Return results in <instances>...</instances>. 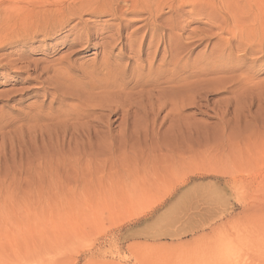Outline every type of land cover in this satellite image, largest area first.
Segmentation results:
<instances>
[{"label": "rangeland", "instance_id": "rangeland-1", "mask_svg": "<svg viewBox=\"0 0 264 264\" xmlns=\"http://www.w3.org/2000/svg\"><path fill=\"white\" fill-rule=\"evenodd\" d=\"M6 1L10 0H0L4 4ZM30 1L34 2L33 6L25 8L20 16L10 3L0 10V18L7 27L3 30L7 31L13 23L25 18L43 23L41 17L45 16L41 23L45 28H39L45 35L38 30L36 39L28 37L24 42L0 47L3 64L18 66L0 68V112L17 114L41 106L45 112L57 111L59 103L51 102L56 98L53 94L59 95L55 91L70 92L76 99L72 104L76 105L77 98L84 97L80 99L88 100L85 102L95 108H89L92 113L87 115H83L85 106L80 108L83 115L80 124L90 118L94 122L86 127L88 130L83 123L81 130L96 131L100 135L97 140L95 136V149L85 157L87 149H83L80 142L75 141L72 147L60 145L56 134H64L65 129L48 128L49 120L45 115L30 120L34 124L21 120H15L16 123L12 119L14 123L0 127L3 131L0 130V264H264V0H239L238 23L235 26L228 23L225 30L212 27L223 21L212 17L208 24L207 19L190 11V3L186 4L185 13L175 17L179 28L175 29L178 33L172 47L175 60L181 63L178 68L188 66L192 71H199L203 64L209 67L215 60L218 63L216 52L235 35L237 38L231 40L230 49L224 51L233 60L225 62L235 63L234 72L230 74L239 76L249 71L253 82L235 95L231 86L239 89L242 85L236 87L224 80L219 83L220 79L215 81L219 76L204 74L195 79H207L203 85L197 87L193 83L195 87L187 89L190 93L178 96L191 107L186 106L181 113L175 110L171 116L168 111L162 112L156 127L145 125L142 114H133L130 106L140 105L152 113L166 97L160 96L157 102L158 96L148 101L146 98L129 99L128 95L133 93L131 79L136 76L137 60L144 65L142 74L148 79L150 66L157 74L161 72L159 66L163 60L154 51L164 53L168 37L163 36L164 41L156 44L148 55L138 56L140 48L147 50L151 38V34L146 35L147 28L141 29L133 36L138 42L133 47L135 50L120 54L121 45L111 48L113 39L120 34L126 42L135 29L146 24L144 20L120 32L125 24L120 17L125 12L122 1ZM87 6L91 9H85ZM60 9L67 17L89 10L82 12V21L76 18L66 25H53L48 18ZM219 15L233 21L229 10ZM75 24H78L77 29L91 26L105 41L100 37L91 41L83 37L82 41H76V31H69ZM160 32L164 34L165 27ZM142 40L145 45L141 47ZM82 43L85 45L80 48ZM25 63L30 64L25 66ZM27 67L33 70L30 75L35 78L31 85L23 83L28 75L22 71ZM38 72L42 75L40 78ZM230 74L219 75L232 77ZM54 76L57 81L65 77L61 79L62 87ZM225 84L227 89L217 92ZM27 86H36L31 93L40 94L42 98L27 99L18 105L10 103L15 111L4 107L7 96L21 99L23 88H29ZM44 87L48 89V97H44ZM125 87H128L126 91ZM10 90H20L22 94L17 92V97L13 91L10 96ZM118 91L124 95L118 96ZM199 92H205L204 99L198 96ZM5 93H8L6 98ZM155 100L156 108L151 107ZM228 111L231 118L228 121L233 124H228L230 131H225L226 136L231 133L240 137L235 135L236 139L229 141L232 143L224 144L226 140L220 143L221 130L215 125L220 126L221 119H227L224 115ZM241 114L249 116V121ZM178 115H195L187 121L190 125L185 127L187 131L179 128ZM235 116L250 124L236 121L240 123L237 128L231 122L235 121ZM107 122L111 125L108 136L102 126ZM38 123L48 128H42L47 130L41 133L43 135H39ZM25 124L29 125L25 127ZM29 126L33 130L29 132L35 134L28 132ZM49 129L56 133L58 140L50 136ZM212 134L219 135L220 141L205 140ZM44 135L42 140L40 136ZM48 136L54 137L53 142ZM48 138L55 146L47 143Z\"/></svg>", "mask_w": 264, "mask_h": 264}, {"label": "bare ground", "instance_id": "bare-ground-1", "mask_svg": "<svg viewBox=\"0 0 264 264\" xmlns=\"http://www.w3.org/2000/svg\"><path fill=\"white\" fill-rule=\"evenodd\" d=\"M119 1H122V3L123 4H125V12L123 13V14H121V21L122 22H124L125 24H124V26L122 27V28H120L119 29V31L120 32H124V31H127L128 29H130L134 24H136V23H141V22H143L144 20L146 21V24L145 25H143V26H140V27H138L137 29H135L130 35H129V37L128 38H126L127 39V41L126 42H123L124 41V38L120 35V34H118L117 36V38L116 39H113V41L111 42V43H113V47H111L112 49L114 48H117L118 46H120L121 45V47H120V54H123L125 51H134L135 49L133 48L134 47V45L135 44H137L138 42L133 38V36H134V34H136V33H138L141 29H144V28H147L148 29V34H146V35H149V34H151V38H150V41H149V43H147V50H143V48L141 49L140 48V51L138 52V56H142V55H145V54H147L148 55V52L151 50V49H154L155 48V45L156 44H160L161 42H163L164 40H163V36H167L168 37V41L166 42L167 43V47H166V50H165V52L164 53H162L161 55H160V51H154V54L156 53L157 55H159L160 56V59H162L163 60V63L159 66V68L161 69V72L159 73V74H157L156 73V71L154 70V69H152L151 68V66H150V71H151V76H150V79H148L144 74H142V70H143V68H144V65H142V63L140 62V60H137V68L135 69L134 68V74L136 73V76L134 77V78H132L131 80V83H133V85H134V89H131V91L133 92V93H130L128 96H130L131 98H129L128 96H126V97H128L129 99H136V100H141V99H149L148 101H150V99H154V97L155 96H158V99H156V100H158L157 102H159V98H160V96H162V95H164L165 97H166V99H164V101L162 102V103H159L158 105H157V109H153L154 111H152V113H150V111L148 110V109H146V108H142L140 105H132V106H130V110L132 111V113L133 114H138V115H140V114H142V116H143V118L145 119L143 122H145V125H147V124H150V125H153L154 127H156L155 126V124L157 123V120L159 119V117H160V114L162 113V112H165V111H168V115H172V113L173 112H175V110H178V112H182V110L183 109H185V108H187L186 106H188V104H187V102L186 101H183V99L182 100H180V98L178 97V96H185V94L188 92V90H189V88L188 87H195L194 86V84L198 87L199 85L198 84H200V86H201V84L203 83V82H206V80L207 79H205V80H195V79H197L198 77H201L202 75H204V74H212V76L214 75L215 77L216 76H219V77H217V78H215V81H216V79H220L218 82L219 83H223V80H224V82L225 83H227V84H229V83H232V84H235V86L237 87L239 84L240 85H242V86H240L239 87V89H235L234 87H232L231 85V89H232V91L231 92H233V93H235V92H237V91H239V90H241L242 88H243V86H247V85H251V83L253 82L252 81V78L250 77L251 75H249V71H245V72H243L242 74H240L239 76H233L232 74H230V73H233L234 72V68H235V66H234V64H231V65H229V64H227L225 61L226 60H229V59H232V58H230V55L229 56H227V54L224 52L225 51V48L226 49H230V47H229V45H230V43H231V40L234 38L235 39V35L232 37V39H230V42L228 41L227 43H226V46L224 47V48H220L217 52H216V55L218 56V60H217V62L218 63H216V60H215V63L212 65L211 64V66H209V67H205V65L203 64V66L204 67H202V66H199V67H201L202 69H200L199 71H196V70H193L192 71V69L191 68H189L188 66V68H189V70H188V68L187 67H185V68H178V67H180V66H178L179 64H181L180 62H177L176 60H175V51H174V49H173V47H172V42H173V40H174V38H177V30H175L176 28H179V24H178V21L177 22H175V17L177 16V15H180V16H182V14H184L185 13V9H186V7H187V3H190V5H191V10L190 11H195L198 15L197 16H199V17H202L203 19H207L208 21H209V23L208 24H210V21H211V18L213 17V18H217L218 20H221V21H223L222 23H220V24H213L212 25V27L213 26H219V28L221 29V30H225L227 27H228V23H232L234 26L238 23V20H239V14H238V6H239V0H119ZM9 3L11 4V7H12V9L14 8V9H16V10H18L17 11V16H20L21 15V13H22V11L25 9V8H27V7H29V6H33V4H34V2H31L30 0H10V1H6V3L4 4V3H2V2H0V10H2L3 9V7L7 4L8 6H9ZM86 8H90L91 9V7H89V6H87V7H85V9ZM194 8H196V9H194ZM28 9V8H27ZM165 9L166 10H168V12L166 13L165 12ZM87 10H89V9H87ZM86 10V11H87ZM227 10H229V16H230V18L233 20V21H228V19L225 17V16H222V15H219V14H223V11H227ZM82 11V10H81ZM86 11H82V12H86ZM82 12H78V13H75V14H72L70 17H67L65 14H63L64 12H62L61 11V9L60 10H58V12L57 13H55V14H53V15H51L48 19L49 20H52L50 23H52L53 25H58V26H61V25H66V22L67 23H69V22H72L73 20H75L76 18H79V20L80 21H82ZM90 13V12H89ZM92 13H94V12H92ZM91 13V14H92ZM1 14L2 13H0V16H1ZM166 14H169V16H165ZM44 15V14H43ZM74 17V18H73ZM128 17H129V19H128ZM165 17V18H164ZM41 18H43L44 20H45V16H42ZM40 19V18H39ZM42 19V20H43ZM123 19V20H122ZM163 19H165L164 21H163ZM44 20H43V23H44ZM36 21H37V19H33V20H31V19H28L27 20V18H25V19H23V20H21V21H17V22H15V23H13V25L12 26H10L9 28H8V31L7 30H3V29H5V28H7V27H4V24H3V22H2V20H1V18H0V47H3V46H8V45H10V44H12L13 45V43H15V42H24V40L25 39H27L28 37L30 38H35L36 39V37H35V35L36 34H38V30H40L39 28H45V26H42V21H38L37 23H36ZM42 23V24H41ZM40 24H41V26H40ZM79 24V23H78ZM78 24H75V25H73V26H71L70 27V29H69V31L70 32H74V31H76V37H75V40L76 41H82L81 39L83 38V37H85L86 38V40H94V39H99V37H100V35H102L98 30H96V29H93L91 26H89V25H86L85 27H84V29H77L78 28ZM45 25V24H44ZM162 27H165V30H166V32H164V34H162L161 32H160V30H162ZM47 29V28H46ZM93 31V32H92ZM40 33H43L44 35H45V31H43V30H40L39 31ZM54 33V32H53ZM119 33V32H118ZM74 34V33H73ZM39 35V34H38ZM37 35V36H38ZM116 36V35H115ZM30 38V39H31ZM111 38V37H110ZM113 38V37H112ZM237 38V37H236ZM34 39V40H35ZM100 39H103V38H101L100 37ZM33 40V39H32ZM104 40V39H103ZM26 41V40H25ZM105 41V40H104ZM110 41V40H109ZM106 42H107V40H106ZM135 42H137V43H135ZM145 41L144 40H142L141 41V47L142 46H144L145 44ZM72 44V43H71ZM105 44V43H104ZM232 44V43H231ZM83 45H85L84 43H82V44H79V46H80V48L81 47H83ZM106 45V44H105ZM104 45V46H105ZM108 45V44H107ZM239 45H240V43H239ZM110 46V45H109ZM232 46V45H231ZM106 47V46H105ZM239 47H241V46H239ZM71 48V47H70ZM85 48V47H84ZM108 48V47H107ZM79 49V48H78ZM134 49V50H133ZM82 50V49H81ZM158 50V49H157ZM79 51H80V49H79ZM78 51V52H79ZM152 52V51H151ZM19 54V53H18ZM151 54V53H150ZM247 54V53H246ZM245 54V55H246ZM7 56V55H6ZM216 56V57H217ZM4 58V57H3ZM18 58V57H17ZM0 59H2V58H0ZM5 59V58H4ZM213 59V58H212ZM105 61L107 60L106 58L104 59ZM108 60H110V59H108ZM208 60V59H207ZM233 60V59H232ZM20 61V60H19ZM212 61V60H211ZM210 61V62H211ZM4 62V61H3ZM3 62L0 60V68L2 67L3 69H4V65H6L7 67H9V66H11L12 65V69H14V68H16V67H18V66H13V64H11V65H9L6 61V63L5 64H3ZM12 62H14V61H9V63H12ZM24 62V61H23ZM106 62H108V61H106ZM14 63H16V61L14 62ZM18 63V62H17ZM111 62L109 61V64H110ZM19 64V63H18ZM28 64H30V63H28ZM27 64V65H28ZM103 64H105L104 62H103ZM108 64V63H107ZM25 66H27L26 65V63L24 64ZM106 65V64H105ZM121 65V64H120ZM186 64H184V66H185ZM29 66V65H28ZM110 66V65H109ZM109 66H107L109 69H110V67ZM107 67H105L106 69H107ZM117 67L119 68V70H120V68L121 67H119L118 66V64H117ZM6 68V67H5ZM36 68V67H35ZM8 69V68H7ZM21 69V68H20ZM124 69V68H123ZM32 69L31 68H29V67H27V68H25V70H23L22 72L23 73H25V74H27L28 76L26 77V78H24V82L23 83H25V84H27V85H31V82L32 81H34V79L35 78H32L31 77V73H30V71H31ZM37 70V69H36ZM46 70V69H45ZM114 70H115V68H114ZM126 70V69H125ZM15 71V70H14ZM33 71V70H32ZM47 71V70H46ZM51 71V70H50ZM121 71V70H120ZM149 71V72H150ZM20 72V71H19ZM41 72V71H40ZM40 72H38V73H40ZM49 72V71H48ZM47 72V73H48ZM44 73V72H43ZM42 73V74H43ZM46 73V72H45ZM114 73V72H113ZM184 73H189V75L188 76H186V77H183L182 75L184 74ZM222 73H225L226 75H228V74H230V75H232V77L231 76H228V77H222L221 75H222ZM56 74V73H55ZM65 74V73H64ZM219 74H221V75H219ZM35 75H38V74H35ZM193 75V76H192ZM40 76H42L41 75V73L39 74V78H40ZM57 76V75H56ZM67 76V75H66ZM117 76V75H116ZM206 76V75H205ZM221 76V77H220ZM60 77V76H59ZM64 76H62V78H63ZM48 78V77H47ZM54 78V80L56 79V77L54 76L53 77ZM52 78V79H53ZM58 78V77H57ZM62 78H58V81H60V83L57 81V79H56V83H59L60 85H61V83H62V81H63V79ZM65 78V77H64ZM36 79H38V78H36ZM50 79V78H49ZM48 79V80H49ZM52 79H50V80H52ZM61 79H62V81H61ZM213 79V78H212ZM40 80V79H39ZM214 80V79H213ZM213 80H210L211 81V83H212V81ZM37 81V80H36ZM222 81V82H221ZM22 81H18V83H21ZM44 82V81H43ZM51 82H53V81H51ZM16 83V82H15ZM46 83H48V81L46 82ZM194 83V84H193ZM208 83V82H207ZM210 83V82H209ZM216 83V82H215ZM41 84V83H40ZM49 84H52V83H50L49 82ZM126 84V83H125ZM214 84V83H213ZM43 85V84H42ZM63 85V84H62ZM62 85L60 86V87H62ZM130 85V84H129ZM203 85V84H202ZM254 85V84H253ZM47 86V85H46ZM51 86V85H50ZM69 86V85H68ZM132 86V85H131ZM162 86H164L163 88H162ZM226 86V84L224 85V87H222V88H218L217 89V92H220L221 90L223 91V90H226L227 89V87H225ZM27 87H29V86H27ZM34 87V86H33ZM38 87V86H37ZM55 87H56V85H55ZM55 87H53V88H55ZM124 87V86H123ZM196 87V88H197ZM252 87V86H251ZM69 88H70V86H69ZM121 88H122V86H121ZM126 88H128V87H125V91H126ZM132 88V87H131ZM148 88H150V89H148ZM192 88H190V89H192ZM195 88V89H196ZM230 88V87H229ZM254 88V87H253ZM20 89H22V88H20ZM34 89H37L36 88V86H35V88H32V86L31 87H29V88H23V90H24V92H23V95H21L22 96V98L21 99H17L15 96L13 97L12 95V93H13V91H16V90H10L11 92H10V96H12V98L10 97V98H8V96H7V94L5 95V98H6V96H7V101H6V105L4 106V107H8L9 109H12L13 111H15V108H14V106H10L9 104L10 103H12V104H20V103H22L24 100H27V99H34V98H42L41 97V95L40 94H32L31 92L32 91H34ZM38 89H41V88H38ZM44 89H45V95H44V97H48V89L47 88H45L44 87ZM188 89V90H187ZM121 90V89H120ZM124 90H123V92H124ZM42 91V90H41ZM198 91V90H197ZM213 92H215L216 93V89H215V91H214V89L212 90ZM221 91V92H222ZM248 91H249V89H248ZM17 92H20V90H18V91H16V96H17ZM55 92H57L59 95H55V94H53L54 96H56V98L54 97V100L52 99L51 100V102H56V103H59V105H60V107H59V109L57 110V111H48V112H45V110L43 109V108H41L40 107V104H39V107L40 108H38V107H36V110H33V109H29L28 110V112H26V111H20V112H18L17 114H14V112H8V114H6V113H4V114H2L4 111L3 110H1V112H0V116H2V117H0V127L1 126H3V125H6V124H12V123H14L13 121H15V120H21V121H24L23 123H25L26 121H28V122H30V120H32L33 118H36L37 119V117H40L41 115H45V117L49 120V126H48V128L50 127V129L51 128H53V129H56L57 128V130H58V128H60V129H62L63 127H64V134H56V133H54L53 134V132H52V130H50L51 132H52V135H50L48 132H46V134L47 135H50L51 137L54 135L55 136V134L57 135V138H58V136H59V139H60V145H62V146H71V144H73L75 141H76V143L77 142H80L81 143V145L83 146L82 148L84 149V148H86L87 149V152H85L84 153V156L85 155H88V154H90V153H92L91 151L93 150V149H95L94 147H93V145H94V139H95V136H97L96 137V140L98 139V137H99V135H100V133H96V131H92L93 133H91V130H89V132L87 133L86 131V133L84 132V131H82L81 130V128H83L84 126H82L83 125V123H85V122H83V123H81L80 124V120L82 119L81 117L83 116V115H87V114H90V109L89 108H91L92 107V105L90 104V103H86L85 102V100L86 99H80V98H84V97H80V98H77V96H76V98L77 99H79V102H77L76 101V105L75 104H72V100H76L75 99V96H71L69 93H61L59 90H56ZM119 92V93H118ZM117 92V94H118V96L120 95V97H121V94L122 95H124V93H120V91H118ZM128 92H129V89H128ZM127 92V93H128ZM209 92V91H208ZM207 92V93H208ZM21 93V92H20ZM73 93V92H72ZM75 93V92H74ZM127 93H125V95L127 94ZM188 93H190V92H188ZM195 93V92H194ZM205 92H199V94H198V96L201 98V99H204V98H202L203 97V95L204 96H206V94H204ZM22 94V93H21ZM79 95V94H78ZM190 94H188L187 96H189ZM195 95V94H194ZM233 95V94H232ZM235 95H236V93H235ZM234 95V96H235ZM1 96V95H0ZM186 96V97H187ZM195 96H197V95H195ZM233 96V97H234ZM4 97V96H3ZM18 97V96H17ZM43 97V98H44ZM188 98H190V96L188 97ZM187 98V99H188ZM198 98V97H197ZM209 98V97H208ZM193 99L194 98H191V102H193ZM200 99V100H201ZM225 99V101H227V100H229V99H226V98H224ZM231 99H232V97H231ZM4 100H6V99H4ZM44 100H46V99H44ZM156 100H155V103L151 106V107H154L155 106V108H156ZM189 100V99H188ZM198 100H199V98H198ZM47 101V100H46ZM86 101H88V100H86ZM147 101V102H148ZM152 101V100H151ZM180 101H183V102H180ZM235 101V100H234ZM45 102V101H44ZM126 102V101H125ZM124 102V103H125ZM129 102H132V101H129ZM195 102V101H194ZM193 102V103H194ZM224 102V101H223ZM229 102V101H228ZM227 102V103H228ZM37 103V102H36ZM41 103V102H40ZM80 103V104H79ZM135 103V102H134ZM150 103V102H149ZM233 103H235V102H233ZM54 104V103H53ZM85 104V105H84ZM93 104V103H92ZM126 104V103H125ZM129 104V103H128ZM133 104V103H132ZM135 104H137V103H135ZM195 104V103H194ZM91 105V106H90ZM95 106H96V104H94ZM151 105V104H150ZM31 106H33V105H31ZM30 106V107H31ZM76 106V107H75ZM85 106V111L83 112L84 114L83 115H81V110H80V108L82 109L83 107ZM197 106V105H196ZM227 106V105H226ZM4 107H2L1 109H4ZM29 106H28V108H30ZM50 107V106H49ZM51 107H52V105H51ZM188 107H191V105H189ZM192 107H193V105H192ZM32 108V107H31ZM86 108L87 109H89V110H86ZM93 108H94V106H93ZM93 108H91V109H93ZM233 108V107H232ZM152 109V108H151ZM50 110V109H49ZM94 110H95V108H94ZM123 110V109H122ZM126 111V110H125ZM128 111V110H127ZM223 111H225V109L223 110ZM251 111V110H250ZM55 113V114H54ZM58 113V114H57ZM92 113V112H91ZM130 113V112H129ZM140 113V114H139ZM2 114V115H1ZM174 114V113H173ZM228 114H229V111H228V113H226L224 116H226L227 115V119H221V121H222V124H220V126L218 127L217 126V124L215 125L217 128H219L220 130H221V138L222 139H220V138H217V137H219V135L218 136H215V135H213V136H208V137H206L205 138V140H207L208 142H209V140L210 141H213V140H221V142L220 143H222V141H224V140H226V141H224L223 143L224 144H226L225 142H229L230 140H232V139H236L234 136L236 135L235 134V132H236V130L234 129V125H232V127L231 128H233L234 130L232 131V133L234 132V134L235 135H230L231 133L229 132L230 130V128L228 129V126L229 125H231V124H233V123H230V121H228V119L230 118V116L228 117ZM221 115V114H220ZM220 115H219V117H220ZM231 115V114H230ZM241 115H243V114H241ZM166 116H167V114H166ZM195 116V115H194ZM194 116H179L178 115V121L180 120V127L179 128H181V129H185V127H187L188 128V126H190L189 125V123L187 122V121H191V119H193L194 118ZM223 116V115H222ZM232 116H234V115H232ZM231 116V117H232ZM245 115H243V118H248V117H244ZM87 117V116H86ZM241 117V116H240ZM239 116H238V118H240ZM50 118V119H49ZM84 118V117H83ZM93 118V117H92ZM180 118V119H179ZM221 118V117H220ZM223 118V117H222ZM225 118V117H224ZM233 118V117H232ZM235 121H231V122H234L235 124H236V121H240V120H242L241 118H240V120H237V117L235 116ZM250 118V117H249ZM249 118L247 119L248 121H249ZM12 119H13V121H12ZM45 119V118H44ZM87 119V118H86ZM91 119V118H90ZM90 119H87V120H89V121H86L87 123H85V129H86V127L89 125H91V124H94V122H93V120L92 121H90ZM177 119H175V120H177ZM231 119V118H230ZM246 119H243L242 121L243 122H245L244 124H246V122H248V121H244V120H246ZM46 120V119H45ZM143 120V119H142ZM165 120V119H164ZM227 120V121H226ZM36 121V120H35ZM47 121V120H46ZM161 121V120H160ZM220 121V120H219ZM16 122V121H15ZM34 122V121H33ZM37 122H39V121H37ZM42 122V121H41ZM45 122V121H44ZM82 122V121H81ZM162 122V125H163V120L161 121ZM176 122V121H175ZM237 122V123H238ZM241 122V121H240ZM17 123V122H16ZM31 124H34V123H32V122H30ZM36 123V122H35ZM43 123V122H42ZM174 123V122H173ZM188 123V124H187ZM220 123V122H219ZM218 123V124H219ZM230 123V124H229ZM249 123V122H248ZM247 123V124H248ZM21 124V123H20ZM159 124V123H158ZM229 124V125H228ZM240 124V123H239ZM239 124H236V127L238 128V126H239ZM250 124V123H249ZM14 125V124H13ZM26 125H29V124H25V127H26ZM36 125H37V123H36ZM38 125H39V127H38V130H39V128L41 127L40 125V123H38ZM46 125V124H45ZM211 125V124H210ZM210 125H208V127L210 126ZM11 126V125H10ZM9 126V127H10ZM33 125H31V127H32ZM92 126V125H91ZM90 126V127H91ZM100 127H102V126H104L105 128H103V129H106L107 130V132H106V134H107V136L109 135V133H110V122H107V123H105V125H99ZM160 126H161V124H160ZM159 126V127H160ZM174 126V125H173ZM172 126V127H173ZM213 125H211V130H212V127ZM214 126V129H216V127ZM24 127V128H25ZM28 127V126H27ZM30 127V126H29ZM31 127H30V129L28 128V132L31 130ZM44 127H46V126H44ZM43 126L40 128L41 129V131H40V133H39V135H43V134H41L43 131H47V130H43L42 128H44ZM184 127V128H183ZM230 127V126H229ZM235 127V128H236ZM2 128V127H1ZM1 128H0V130H1ZM23 128V129H24ZM32 128H34L35 129V127H32ZM47 128V127H46ZM45 128V129H46ZM47 128V129H48ZM93 128V127H92ZM92 128H89V129H92ZM129 128V127H128ZM185 129L186 131L188 130V129ZM236 128V129H237ZM4 129V128H3ZM205 129V128H204ZM210 129V128H209ZM209 129H207V130H209ZM227 129L229 130L228 131V133H230V134H227L228 136H226V132H227ZM25 130V129H24ZM38 130H36V131H38ZM48 130V131H49ZM54 131V132H58V131ZM63 130V129H62ZM86 130H88V129H86ZM206 130V129H205ZM206 130V131H207ZM232 130V129H231ZM2 131V130H1ZM23 131V130H22ZM32 132H33V130H31ZM49 131V132H50ZM149 131V130H148ZM190 131H191V129H190ZM206 131H204V132H206ZM219 131V130H218ZM226 131V132H225ZM245 131V130H244ZM12 132V131H11ZM19 133L21 132V131H18ZM25 132V131H24ZM32 132H29V133H31V134H35V133H32ZM94 132L96 133V135L94 134ZM100 132V131H99ZM129 132V131H128ZM131 132H133V131H131ZM175 132V131H174ZM177 132H178V130H177ZM176 132V133H177ZM181 132V131H180ZM180 132H178V133H180ZM192 132V131H191ZM239 132V131H238ZM2 133H3V131H2ZM10 133V132H9ZM22 133V132H21ZM20 133V134H21ZM37 134H38V132H36ZM45 133V132H44ZM61 133V132H60ZM130 133V132H129ZM203 133V132H202ZM208 133H209V131H208ZM111 134V133H110ZM145 134V133H144ZM192 134V133H191ZM219 134H220V132H219ZM244 134V133H243ZM243 134H241V136L243 135ZM6 135V134H5ZM28 135V134H27ZM46 135V136H47ZM105 135V134H104ZM132 136H133V134H131ZM205 135V134H204ZM1 136V135H0ZM7 136V135H6ZM106 136V135H105ZM112 136V135H111ZM128 136H129V134H128ZM140 136H141V134H140ZM240 137L239 136V134L238 135H236V137ZM244 136V135H243ZM23 137V136H22ZM31 137H32V135H31ZM37 137V135L35 136V138ZM41 138H42V140H43V137H44V139H45V135L44 136H40ZM49 137V136H48ZM202 137V136H201ZM29 138V137H28ZM40 138V139H41ZM50 138V137H49ZM49 138L47 139V143L49 142L48 140H49ZM54 138V137H53ZM52 138V139H53ZM55 138H56V136H55ZM56 138V139H57ZM154 138V137H153ZM243 138H246V136L245 137H243ZM38 139V138H37ZM51 139V138H50ZM51 139V141L53 142V140ZM103 139L104 140H107L106 139V137L104 138L103 137ZM145 139V138H144ZM159 139V138H158ZM33 140V139H32ZM39 140V139H38ZM55 140V139H54ZM58 140V139H57ZM164 140V139H163ZM187 140V139H186ZM185 140V141H186ZM200 140V139H199ZM217 140V141H218ZM219 140V141H220ZM35 141H37V140H35ZM56 141V140H55ZM206 141V142H207ZM40 142H42V141H40ZM57 142V141H56ZM107 142V141H106ZM184 142V141H183ZM227 142V143H228ZM79 143V144H80ZM229 143H232V142H229ZM58 144V143H57ZM106 144V143H105ZM49 145L51 146V145H54V143L53 144H50V142H49ZM77 145V144H76ZM55 146V145H54ZM56 147H57V145H56ZM55 147V148H56ZM72 147V146H71ZM76 147V146H75ZM65 148V147H64ZM70 148V147H69ZM71 149V148H70ZM65 150V149H64ZM74 150V149H73ZM72 149H71V151H73ZM84 151V150H83ZM82 151V152H83ZM69 152V151H68ZM80 153H81V151H79ZM67 153V152H66ZM74 153V152H73ZM75 156V155H74ZM82 156H83V154H82ZM80 157H81V155H80ZM86 157V156H85Z\"/></svg>", "mask_w": 264, "mask_h": 264}]
</instances>
